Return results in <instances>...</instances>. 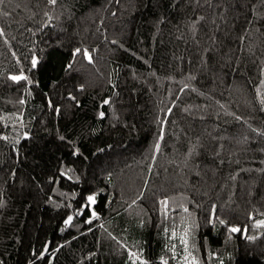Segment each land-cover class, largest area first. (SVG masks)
<instances>
[{
  "label": "trees",
  "instance_id": "obj_1",
  "mask_svg": "<svg viewBox=\"0 0 264 264\" xmlns=\"http://www.w3.org/2000/svg\"><path fill=\"white\" fill-rule=\"evenodd\" d=\"M253 5L264 13L261 0H0V132L20 136L15 147L0 138L3 264H125L122 244L142 248L151 264L161 255L177 264L171 246L177 257L183 247L171 230H183L180 204L200 225L196 254L205 264H218L209 251L225 264H264V230L251 226L264 218V135L256 131L264 132V15L254 16ZM80 45L93 63L78 58L66 69ZM21 67L38 83L9 79ZM58 133L82 147L79 181L48 179L59 176L58 158L74 159ZM99 189V216L86 223L76 215L61 232L82 194ZM164 196L172 198L166 215ZM212 203L230 223L249 225L248 235H261L226 241L225 226L206 223ZM46 241L48 259H38L32 248Z\"/></svg>",
  "mask_w": 264,
  "mask_h": 264
},
{
  "label": "snow or ice",
  "instance_id": "obj_2",
  "mask_svg": "<svg viewBox=\"0 0 264 264\" xmlns=\"http://www.w3.org/2000/svg\"><path fill=\"white\" fill-rule=\"evenodd\" d=\"M262 4H264V0H261ZM49 4L55 5L57 3V0H48ZM256 6L253 5V15H264V13H256L255 11ZM46 17H48L47 20L43 21V23L47 24L50 23L52 20V17L49 16L47 12L44 13ZM248 23H253L252 21H248ZM3 32V29H0V33ZM15 55V53H13ZM70 56L71 60L68 62L66 65V69H71L73 67V64L77 61L78 58H82L83 60H86L89 64L93 63L94 58L91 54V51L89 48L80 45V46H75L70 49ZM40 57L37 56L35 52L31 53L30 57V68L35 69L38 66ZM19 62V61H18ZM9 79H11L14 82H26V84H34L38 83V81H34L25 71L23 67L19 69L17 73H9ZM188 85H185L187 87ZM78 87L83 90L85 88L84 84H79ZM25 90L31 94V90L28 89L27 87ZM257 95L260 96V93L257 92ZM68 96L71 98V100L76 104L79 105L81 103L80 100L77 99L75 95H73L72 92L68 93ZM261 103H264V96L260 97ZM110 102V98H102L100 103L103 105H107ZM20 103L23 104L25 103L24 99L21 98ZM47 106L49 109L54 110L57 115L61 113V105L56 104L53 102V100L49 99L47 102ZM171 111V109H169ZM97 115L100 118H104L106 113L103 110L98 111ZM258 133H261L264 135V132H261V129H256ZM32 133L25 130L23 131V137L28 138L31 137ZM59 139L61 141H67V146L70 148L69 155L73 157L70 162L63 160L62 158H58V172L59 176L54 177V176H49L48 179L49 181H58L60 177H64L69 181L72 180H77L79 181L81 179L80 175L76 174V168H77V160L84 155L82 151V147L77 146V143L75 140H68L67 137L64 134L58 133ZM158 136L162 138L163 136V129L158 133ZM0 138L4 139L5 141H13V147H15V144L19 142L20 136L16 135L14 137H10L9 135H5L2 132H0ZM154 148L156 150H159L160 144L159 141L157 140L154 143ZM103 151V149L98 148L97 152ZM87 159V157H84ZM155 159V157H152ZM111 174L109 173V176ZM98 191H102V189H99L97 191H88L81 196V200L83 203L78 207L73 209L72 211L68 212L66 216L63 218V227L60 228L61 232L65 231V228L72 225L74 218L76 215L79 214H86L87 215V220L85 221L86 223H90L93 221L94 218L99 216V212L92 207L93 205L96 204L97 202V195ZM52 193H58L60 196H75L76 193H65L63 191L58 190L56 187L51 188ZM251 194V193H250ZM142 196L143 193H140ZM139 198V197H137ZM172 199L168 196H164L160 200V211L164 213L165 215L167 214L168 211V205H169V200ZM264 199V197H262ZM48 202L50 203H55L56 207H60L59 202H54L52 199V196L50 195L48 197ZM135 203V200L133 201ZM4 205V201L0 200V206ZM65 207L71 208L70 204H66ZM180 208L183 209V212L187 214L186 216H181L180 222L182 225V231L178 233L177 229L175 227L172 228V236L175 237L179 235L181 245L183 247V252L177 257L175 253V245H172V252H173V259L177 261V264H205V261L201 259L199 255L196 253L199 251L197 243H196V235L194 232V229H197L200 227L199 223L192 218V214L189 212L188 207L185 204H180ZM90 210V214H89ZM251 213H249V217L251 218ZM214 221H218L220 225L225 226L227 232L225 235V240H229L232 238V234L235 233H242L247 240H255L256 236L261 235V232H257L256 235H248L249 232V225L244 224L241 226L238 223H230L227 218H222L217 214V205L215 203L211 204L210 210H209V215L206 217V223L209 225H212L213 228H215V223ZM143 223V221H141ZM253 228L256 229H261L264 230V218L261 219H255L252 222L251 225ZM88 231H91L89 228ZM165 232L168 231L167 228L164 229ZM67 243V241H65ZM61 245H57V249H59ZM122 247L127 249V256L128 259L125 261V264H151V261L147 259L143 255V249L140 248L139 250L134 251L132 248H130L127 244H122ZM169 245H165V248H168ZM50 251V242H45L40 249H37L35 247L32 248V254L36 256L38 259L43 258V259H48L46 256V253ZM51 255L55 256L56 255V250H51ZM208 257L209 259L211 258H216L218 264H225V262L222 259H219V254L215 251H209L208 252ZM160 264H170V261L168 258H166L164 255H161L158 257ZM0 264H3V261H0ZM27 264H33L32 259L27 260ZM48 264H53L51 259H48Z\"/></svg>",
  "mask_w": 264,
  "mask_h": 264
}]
</instances>
